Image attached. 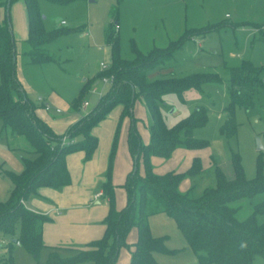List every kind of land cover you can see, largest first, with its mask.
Here are the masks:
<instances>
[{"label": "trees", "instance_id": "16d2710c", "mask_svg": "<svg viewBox=\"0 0 264 264\" xmlns=\"http://www.w3.org/2000/svg\"><path fill=\"white\" fill-rule=\"evenodd\" d=\"M7 1L0 0V120L10 128L12 136L23 135L30 145L29 153L33 157L23 158V169L18 172L2 170L11 182L8 197L0 200V235L14 237L33 257L38 258L45 247L42 242V224L48 218L24 206L23 200L40 186L58 188L69 184L70 174L65 157L68 153L83 150L89 158L97 145V137L91 133L96 125L117 104L122 105L120 120L129 117L127 142L136 167L127 174L122 184L126 190V203L117 209L114 203V186L111 181L112 161L115 152L116 135L109 154V163L102 183V193L108 201V211L103 218L105 228L100 238L87 243L86 248L47 247L45 260L41 264H76L91 261L93 264H114L118 249L126 245V236L132 226L136 227V240L130 249L129 264H158L153 251L168 252L162 237L150 232L147 217L151 213L165 212L176 220L188 246L195 253L199 264H253V258L260 255L264 259V217L257 221V215L264 216V201L253 206L247 215H239L238 201L264 191V174L260 163L256 174L246 178L237 153L232 155L233 177L228 179L223 171L215 166V184L205 187L201 194L193 196L190 189L180 191L178 184L184 176H194L201 171L199 157L192 158L190 166L180 172L169 170L154 173L150 163V154L168 157L176 147L204 148L208 141L193 135L196 128L207 122V109L198 106L187 116L173 125H166L162 118V109L166 106L165 94L175 93L179 97L189 88L201 89L207 82L222 83L216 72H195L184 76L167 75L150 79L148 71L153 67L167 66L177 50L187 38L184 34L172 44L163 48H154L141 53L135 46L132 59L119 56L118 36L112 30L110 22L105 31V42L110 45L111 64L96 77L112 76V83L103 93L95 106L84 116L71 124L64 133H55L34 112V105L25 95L16 74V50L12 34L9 13L6 14ZM55 3H67L72 0H48ZM27 12L26 54L31 63H41L51 59L44 48L58 32L46 31L42 25V16L38 0H23ZM119 0H117L118 4ZM117 10V5H114ZM203 29L193 32H204ZM228 78L226 94L228 103L224 107L225 118L219 128L221 134L232 137L237 123L234 119L235 107L248 110L254 107V97L263 85L262 66L249 60L239 65L226 66ZM95 79V77L93 78ZM92 79V80H93ZM91 80V81H92ZM91 81H86L77 96L71 101V107L79 109L85 90ZM140 99L151 116L149 140L142 143L134 123L133 105ZM119 120V121H120ZM120 124V123H119ZM65 137L64 143L62 138ZM143 162L144 172L137 171L138 159ZM18 229L14 236L15 229ZM11 241V240H10ZM0 264L14 262L9 244L8 254L0 258Z\"/></svg>", "mask_w": 264, "mask_h": 264}, {"label": "rangeland", "instance_id": "374dc122", "mask_svg": "<svg viewBox=\"0 0 264 264\" xmlns=\"http://www.w3.org/2000/svg\"><path fill=\"white\" fill-rule=\"evenodd\" d=\"M114 5H117V10ZM38 8L43 16L44 30L58 32L44 45L51 59L41 63L30 62L26 54L29 44L20 38L21 33L16 29L18 24L22 25V1H13L9 8L11 28L12 23L14 27L17 23L12 32L16 52H20L16 60L17 74L19 82L24 86L25 95L33 105L41 107V103L49 100L48 95L53 93L69 103L83 83L94 77L91 83L99 80L100 77L96 75L103 70L100 62L108 67L111 64V48L105 42L104 35L114 17L116 23L112 22L111 27L118 36L119 56L123 59L134 58L133 46L146 54L154 48L167 47L187 34L189 36L174 51L168 65L151 68L147 76L154 79L195 72H216L221 76L222 83L207 82L202 84L201 89H186L181 97L175 93L164 96L166 106L161 114L168 126L198 106L207 109V122L194 129L193 135L206 139L208 145L204 148L176 147L168 157L150 154L152 171L182 172L190 166L193 157H199L200 173L184 176L178 184L180 191L191 188L193 196L200 195L205 187L215 184V166L228 179L233 177V153H237L246 178L256 174L258 163L264 174V71L263 85L254 97V107L248 110L238 105L235 107V134L226 137L219 131L226 115L224 107L229 100L226 94L229 76L226 66L239 65L246 59L264 68V0H119L118 4L117 0H72L67 3L38 0ZM198 29L205 31L193 32ZM96 87L95 92L85 90L89 101L87 109L92 107L99 91L105 93L108 90L109 84L100 81ZM139 110L140 119L136 117L134 127L141 142L147 143L151 116L146 107ZM65 113L66 110H62L57 114ZM257 139L262 144L261 148H257ZM28 150L30 145L26 138L23 135L12 136L10 128L0 120L1 201L8 197L12 186L2 170L20 172L23 169V158L31 155ZM137 171L141 175L144 172L141 158L138 159ZM119 188L125 193V202L126 190L123 185ZM115 189L114 186V203L117 208ZM261 201H264V191L240 199L239 215L249 214L253 206ZM263 217L257 215V221L262 222ZM147 221L151 234L162 237L164 247L169 250L152 252L158 264H199L174 217L165 212H155L148 215ZM17 232L16 228L14 236ZM1 240L3 242V237ZM135 240L136 227L132 226L126 236V245L118 249L114 264L130 263L129 247H132ZM12 246V258L18 264H41L47 252L44 248L39 257L35 258L20 244L14 243ZM76 264L93 263L82 261ZM253 264H264V259L256 255Z\"/></svg>", "mask_w": 264, "mask_h": 264}, {"label": "crops", "instance_id": "0c3cea01", "mask_svg": "<svg viewBox=\"0 0 264 264\" xmlns=\"http://www.w3.org/2000/svg\"><path fill=\"white\" fill-rule=\"evenodd\" d=\"M21 1L23 4V10H21L23 13L22 27L19 24V27H16L17 23L15 27L21 33L20 38L27 42V36H25V27L28 29L26 22L27 12L23 0ZM3 14L4 10L1 9L0 16L2 17ZM15 27L12 23V32H14L13 28ZM19 53L16 52V60ZM17 78L20 81L18 74ZM20 83L24 87L22 82ZM98 83L96 81L92 83V86H96ZM90 88L88 89L89 91H91ZM102 94L99 91L92 107L87 109L89 101L87 99V93H84L83 101H86L87 104L80 106L79 109H75L71 107V101L73 99L68 103L53 93L48 95L49 100L41 103V107L34 105V112L55 133H64L71 124L86 115L95 106ZM45 104H48L50 109H45ZM55 108H58L59 112H56ZM139 108H145V106L140 99H137L132 111L133 115L140 119ZM62 110H66V113L58 115L57 113H61ZM121 112L122 105H115L103 119L91 128V133L97 137V145L89 158L85 157L83 150H76L66 155L65 162L71 179L69 184L58 188L50 186L37 187L35 188V192L28 194L23 200L24 206L42 213L48 218L42 224L41 233L42 242L45 245L44 248L46 251H48L47 247L50 246L86 248L88 242L100 238L103 234L105 228L103 218L108 211V201L102 193L101 185L106 179L105 173L115 135L116 142L112 161L111 181L116 187L115 196L117 208L125 205V193L119 187L124 183L127 174L133 169L134 160L127 142V131L130 120L128 116L120 120ZM30 154V157H33V154ZM99 192L101 194L97 195ZM14 243L20 244L14 237L10 239L9 237H3V242H0V258L7 256L9 244L11 255L13 254L12 245Z\"/></svg>", "mask_w": 264, "mask_h": 264}, {"label": "built area", "instance_id": "2783aa9c", "mask_svg": "<svg viewBox=\"0 0 264 264\" xmlns=\"http://www.w3.org/2000/svg\"><path fill=\"white\" fill-rule=\"evenodd\" d=\"M62 23L64 22L63 20L61 21ZM100 65H101V68L102 69H106L108 66L105 64V63H103V62H100ZM98 82H100V81H102L103 83H108L109 85L112 83V76H102V77H100L99 78V80H97ZM90 90L92 91V92H95L96 91V86L94 85V86H92L91 88H90ZM87 104V102L86 101H83L82 102V104H81V106H85ZM45 109H50V106L48 105V104H45ZM55 110H56V112H59V109L58 108H55ZM62 143H64V141H65V137H63L62 138ZM99 194H101V192H99L97 195H99ZM2 240H1V238H0V242H1Z\"/></svg>", "mask_w": 264, "mask_h": 264}, {"label": "water", "instance_id": "95a60500", "mask_svg": "<svg viewBox=\"0 0 264 264\" xmlns=\"http://www.w3.org/2000/svg\"><path fill=\"white\" fill-rule=\"evenodd\" d=\"M8 5H9V1H7V6H6V10H5L6 14L9 13ZM8 25L9 26L11 25L10 21H8ZM173 111L174 110L172 109L171 112H173ZM261 147H262V144H261L260 140L257 139V148H261ZM133 160H134L133 164H134V168H135L136 167V157Z\"/></svg>", "mask_w": 264, "mask_h": 264}]
</instances>
